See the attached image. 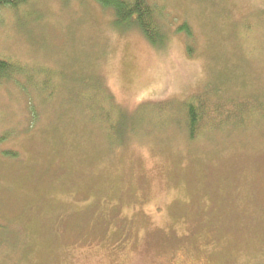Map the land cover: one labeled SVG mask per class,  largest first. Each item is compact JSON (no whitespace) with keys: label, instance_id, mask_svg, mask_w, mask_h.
<instances>
[{"label":"rangeland","instance_id":"374dc122","mask_svg":"<svg viewBox=\"0 0 264 264\" xmlns=\"http://www.w3.org/2000/svg\"><path fill=\"white\" fill-rule=\"evenodd\" d=\"M149 2L162 48L95 0L0 8L26 71L0 83V264H264V0Z\"/></svg>","mask_w":264,"mask_h":264},{"label":"trees","instance_id":"16d2710c","mask_svg":"<svg viewBox=\"0 0 264 264\" xmlns=\"http://www.w3.org/2000/svg\"><path fill=\"white\" fill-rule=\"evenodd\" d=\"M27 0H0V8L16 7L20 3H25ZM97 4L103 8H109L113 12V24L119 28L135 27L143 35L146 41L155 48H162L168 38V32L161 26L156 8L151 5L149 0H95ZM177 31H182L186 37L190 36L187 24H181L176 28ZM26 73L24 67L18 63L9 61L7 58L0 56V83L8 82L15 74ZM14 82V81H13ZM16 83V82H14ZM18 86L20 83H16ZM102 100L104 94L99 95ZM205 96V94H204ZM204 96L198 99L191 98L185 105V122L187 125V134L190 139H193L199 129V123L204 115L202 112L203 106L207 104L215 106L213 102L208 103V99ZM198 97V96H197ZM219 108H222L221 106ZM219 108H214L213 111L219 112ZM218 110V111H217ZM122 116V115H121Z\"/></svg>","mask_w":264,"mask_h":264},{"label":"flooded vegetation","instance_id":"af4514ba","mask_svg":"<svg viewBox=\"0 0 264 264\" xmlns=\"http://www.w3.org/2000/svg\"><path fill=\"white\" fill-rule=\"evenodd\" d=\"M185 258V259H181ZM159 264H193L191 262H188V259H186V256L180 257L179 259L168 257L166 259H163Z\"/></svg>","mask_w":264,"mask_h":264}]
</instances>
